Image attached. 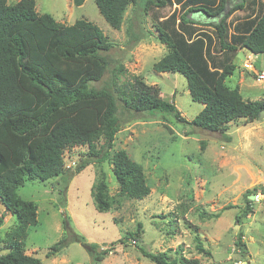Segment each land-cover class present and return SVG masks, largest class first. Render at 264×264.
Returning <instances> with one entry per match:
<instances>
[{"label":"trees","instance_id":"1","mask_svg":"<svg viewBox=\"0 0 264 264\" xmlns=\"http://www.w3.org/2000/svg\"><path fill=\"white\" fill-rule=\"evenodd\" d=\"M83 1L72 0L76 6ZM137 1L95 0V4L107 24L119 29L127 7ZM166 5L178 9L167 17L151 15L157 41L166 47L153 68L185 78L191 98L203 105L191 121L183 118L173 101L161 97L156 87L136 74L120 84L91 85L107 70L109 60L103 53L112 47L94 23L77 19L64 24L49 13H38L35 0H0V203L16 218L2 240L6 251L0 254V264H41L35 255L24 253L28 229L37 224V205L20 198L17 190L29 180L46 181L67 174L66 149L85 145L97 162L111 164L115 192L111 193L102 172L92 188L99 211L149 194L142 164L126 150L114 149L116 133L121 130L117 101L130 113L157 112L171 116L163 119L169 122H186L221 133L239 119H258L264 110V100H245L237 87L226 83L233 74L238 49L264 53V0H147L144 9L148 12ZM179 10L183 12L179 14ZM236 11H242L241 15L235 16ZM189 12L205 17L204 25L193 21ZM123 70L120 65L114 74ZM87 163L78 164L74 172ZM71 176L68 173L67 178ZM257 192H264V185L245 192L243 216L251 211L249 194ZM62 215L64 236L47 249L45 257L60 253L75 240L97 264L113 248V242L100 247L75 235L68 217ZM2 219L0 216V223ZM140 228L138 224L137 230L126 232L118 242L138 237ZM241 236L239 232L235 245L243 250ZM195 241L198 253L210 254L197 237ZM139 250L154 264H200L195 258L171 259L165 251Z\"/></svg>","mask_w":264,"mask_h":264},{"label":"rangeland","instance_id":"2","mask_svg":"<svg viewBox=\"0 0 264 264\" xmlns=\"http://www.w3.org/2000/svg\"><path fill=\"white\" fill-rule=\"evenodd\" d=\"M146 1L138 0L127 7L119 29L107 24L95 0H84L78 6L72 0H35V9L64 24L86 19L112 42V47L103 53L109 60L107 70L92 86L101 87L111 81L120 84L136 74L147 85L156 87L161 97L173 101L183 118L191 121L202 104L191 98L185 78L153 68L166 47L157 41L151 15L167 17L178 6L166 5L147 12ZM182 12L179 10V14ZM188 16L204 25L201 14L189 12ZM120 65L124 70L114 74V68ZM236 81L233 76L226 83L235 86ZM241 95L245 99L258 95L264 100V82L256 84L252 91L242 86ZM117 104L121 130L116 133L114 149L126 150L142 164L149 194L142 199H126L118 208L99 211L92 188L102 172L111 193L115 192L111 164L107 160L97 162L88 155L85 145L66 149L64 162L75 160V166L66 168L67 174L46 181L29 180L17 190L20 198L37 205V224L28 229L24 253L35 255L41 264H93L84 246L75 240L60 253L45 257L47 249L64 236L63 212L71 231L86 242L100 247L114 243L97 264H154L141 255L140 248L165 251L171 259L195 258L200 264H264V198L258 202L249 198L251 211L242 215L245 192L264 184V118L239 119L221 133L186 122H169L163 119H172L171 116L157 112L130 113L118 101ZM226 136L230 139L226 140ZM83 161L89 164L74 172ZM68 173L71 178H67ZM0 216L3 254L6 249L2 240L16 218L1 203ZM138 224V237L118 242L126 232L137 230ZM239 232L243 250L235 245ZM195 237L210 254L197 252Z\"/></svg>","mask_w":264,"mask_h":264},{"label":"crops","instance_id":"3","mask_svg":"<svg viewBox=\"0 0 264 264\" xmlns=\"http://www.w3.org/2000/svg\"><path fill=\"white\" fill-rule=\"evenodd\" d=\"M18 1V0H16ZM15 1V2H16ZM242 13V11H240ZM235 16L236 15H241V13H238V11L234 12ZM202 17V15H201ZM206 20V19H205ZM206 28V27H204ZM236 60V62L234 61ZM233 63L235 65L233 74L229 76L227 79H232L233 76L237 77V81L235 82V86L232 87H237L240 94H241V88L242 86L245 87V89L252 91L255 89V85L258 83H262L263 81H257L255 79L256 73L260 71H264V53H258L254 54L247 50L246 48H240L237 50L236 55L234 57ZM248 62L247 66H244V63ZM250 78H253L254 82L251 81ZM227 81V80H226ZM243 97V96H242ZM254 98H248L244 99L245 100H263L259 98L260 96L255 95L253 96ZM203 107V105H202ZM264 116V114H263ZM4 209V207H3Z\"/></svg>","mask_w":264,"mask_h":264},{"label":"built area","instance_id":"4","mask_svg":"<svg viewBox=\"0 0 264 264\" xmlns=\"http://www.w3.org/2000/svg\"><path fill=\"white\" fill-rule=\"evenodd\" d=\"M247 65H248V62H245L244 66H247ZM255 79L257 81H263L264 80V71H260V72L256 73ZM67 159H69V157ZM64 166H65V168H71L72 166H75V160H71V161H69V163L64 162ZM253 198L256 202L262 200L264 198V192H257L256 194L253 195Z\"/></svg>","mask_w":264,"mask_h":264},{"label":"water","instance_id":"5","mask_svg":"<svg viewBox=\"0 0 264 264\" xmlns=\"http://www.w3.org/2000/svg\"><path fill=\"white\" fill-rule=\"evenodd\" d=\"M263 114H264V110H261V111L259 112L258 118H264ZM263 185H264V184H263ZM249 198H250V199H253V195L249 196Z\"/></svg>","mask_w":264,"mask_h":264},{"label":"clouds","instance_id":"6","mask_svg":"<svg viewBox=\"0 0 264 264\" xmlns=\"http://www.w3.org/2000/svg\"><path fill=\"white\" fill-rule=\"evenodd\" d=\"M254 195V194H253Z\"/></svg>","mask_w":264,"mask_h":264}]
</instances>
